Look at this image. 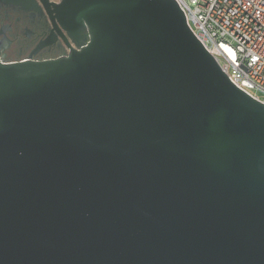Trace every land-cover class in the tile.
<instances>
[{
	"label": "water",
	"instance_id": "1",
	"mask_svg": "<svg viewBox=\"0 0 264 264\" xmlns=\"http://www.w3.org/2000/svg\"><path fill=\"white\" fill-rule=\"evenodd\" d=\"M2 1L67 53L0 62V264H264V104L176 2Z\"/></svg>",
	"mask_w": 264,
	"mask_h": 264
},
{
	"label": "built area",
	"instance_id": "2",
	"mask_svg": "<svg viewBox=\"0 0 264 264\" xmlns=\"http://www.w3.org/2000/svg\"><path fill=\"white\" fill-rule=\"evenodd\" d=\"M174 1L229 81L264 104V0Z\"/></svg>",
	"mask_w": 264,
	"mask_h": 264
},
{
	"label": "flooded vegetation",
	"instance_id": "3",
	"mask_svg": "<svg viewBox=\"0 0 264 264\" xmlns=\"http://www.w3.org/2000/svg\"><path fill=\"white\" fill-rule=\"evenodd\" d=\"M52 26L38 11H22L0 0V62L43 61L63 57L60 40H52ZM55 36L57 34L53 33Z\"/></svg>",
	"mask_w": 264,
	"mask_h": 264
},
{
	"label": "rangeland",
	"instance_id": "4",
	"mask_svg": "<svg viewBox=\"0 0 264 264\" xmlns=\"http://www.w3.org/2000/svg\"><path fill=\"white\" fill-rule=\"evenodd\" d=\"M258 96H260V97H261V99H263V96H261V95H258Z\"/></svg>",
	"mask_w": 264,
	"mask_h": 264
}]
</instances>
